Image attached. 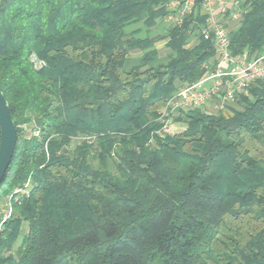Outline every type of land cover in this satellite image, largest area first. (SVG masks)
<instances>
[{"label": "trees", "instance_id": "1", "mask_svg": "<svg viewBox=\"0 0 264 264\" xmlns=\"http://www.w3.org/2000/svg\"><path fill=\"white\" fill-rule=\"evenodd\" d=\"M169 1L0 0V89L17 131L0 200L30 186L1 225L0 264H264V80L227 113L182 111L184 129L158 136L167 98L214 56L201 0L149 35ZM240 7L229 52L260 57L264 0ZM135 23L145 36L126 31Z\"/></svg>", "mask_w": 264, "mask_h": 264}, {"label": "built area", "instance_id": "2", "mask_svg": "<svg viewBox=\"0 0 264 264\" xmlns=\"http://www.w3.org/2000/svg\"><path fill=\"white\" fill-rule=\"evenodd\" d=\"M242 0H201L200 11L206 16L202 30L204 39H212L214 56L206 64L207 74L192 83H181L158 112V136L173 134L172 119L179 112L200 110L206 114L227 113L234 98L257 80H264V54L251 58L247 52H229L227 25L241 17ZM197 0H171L166 4L165 25H180L185 16L196 9ZM29 180L14 189L0 204V228L12 213V204L29 195Z\"/></svg>", "mask_w": 264, "mask_h": 264}, {"label": "water", "instance_id": "3", "mask_svg": "<svg viewBox=\"0 0 264 264\" xmlns=\"http://www.w3.org/2000/svg\"><path fill=\"white\" fill-rule=\"evenodd\" d=\"M8 102L0 89V182L11 162L17 141V131Z\"/></svg>", "mask_w": 264, "mask_h": 264}, {"label": "rangeland", "instance_id": "4", "mask_svg": "<svg viewBox=\"0 0 264 264\" xmlns=\"http://www.w3.org/2000/svg\"><path fill=\"white\" fill-rule=\"evenodd\" d=\"M233 25H235L234 23H232V22H229L228 23V25L226 26L227 28H231V27H233ZM162 27H164V22L162 21V23H160V24H158V26L156 27V28H152V30L149 32V34L150 35H152V36H154V35H157V34H161V32H162ZM145 33V31L144 32H142V35ZM156 46H157V49L159 50V55L161 56V58L162 57H164L165 56V54H166V49H165V46H164V41H162V40H160V41H158L157 43H156ZM137 53H139L138 51H132L130 54H129V60H133V59H136V54ZM163 59V58H162ZM32 60L34 61V62H38L37 60H35V58L34 57H32ZM128 60V59H127ZM131 64V61H129L128 63H127V65H130ZM178 114H176L174 117H173V119H172V127H173V134L174 133H177V132H180L181 130H183L184 129V125L182 124V123H179L178 121H174V118H176V116H177ZM23 127V126H22ZM27 128V127H26ZM28 134H30L29 132H27ZM33 133L34 134H37V132L36 131H33ZM78 140L77 139H74V143L75 142H77ZM112 170H114L113 168H112ZM8 196H6V197H4V198H2L1 200H0V202L3 200V199H5V198H7ZM1 208H3V206L0 204V209ZM26 222L25 223H23V225H22V233H24V232H26ZM16 243H18V241L16 242Z\"/></svg>", "mask_w": 264, "mask_h": 264}, {"label": "crops", "instance_id": "5", "mask_svg": "<svg viewBox=\"0 0 264 264\" xmlns=\"http://www.w3.org/2000/svg\"><path fill=\"white\" fill-rule=\"evenodd\" d=\"M133 30H137L138 31V33L136 34L137 36H141V37H143V36H145L146 35V32L142 35V32H144L145 31V29H144V27L142 26V24L141 23H135V24H131V25H129V26H127L126 27V31L128 32V31H133ZM150 35V34H149ZM163 41V40H162ZM166 41H164V43H165ZM155 47L157 48V46H156V44H155ZM139 52V51H138ZM158 55H159V50H158ZM141 56H142V53L141 52H139V53H137L136 54V59H133V60H129V55H128V60H127V63L129 62V61H131V64L130 65H127L128 67H130V66H132V65H134V64H136L137 62H138V60L141 58ZM159 60L160 61H163V60H165V56L164 57H162L161 58V56L159 55Z\"/></svg>", "mask_w": 264, "mask_h": 264}]
</instances>
